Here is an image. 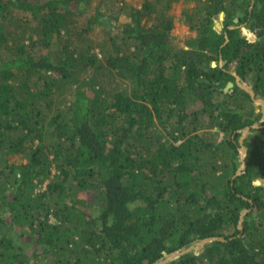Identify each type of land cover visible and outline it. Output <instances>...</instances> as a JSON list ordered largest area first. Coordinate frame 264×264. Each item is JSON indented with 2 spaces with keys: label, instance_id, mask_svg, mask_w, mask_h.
Wrapping results in <instances>:
<instances>
[{
  "label": "trees",
  "instance_id": "1",
  "mask_svg": "<svg viewBox=\"0 0 264 264\" xmlns=\"http://www.w3.org/2000/svg\"><path fill=\"white\" fill-rule=\"evenodd\" d=\"M236 58L264 99V0H0V264H154L210 236L166 264H264V122L236 176L262 116L224 89Z\"/></svg>",
  "mask_w": 264,
  "mask_h": 264
},
{
  "label": "water",
  "instance_id": "2",
  "mask_svg": "<svg viewBox=\"0 0 264 264\" xmlns=\"http://www.w3.org/2000/svg\"><path fill=\"white\" fill-rule=\"evenodd\" d=\"M223 13V11H222ZM215 29H217L215 26H214ZM219 29H223V25L221 26V28L219 27ZM229 37L226 36V40H228ZM216 63L215 61L212 62V65L214 66ZM232 74H234L236 76V79H237V84L242 87L243 89H245L252 97V99L254 100V102L257 104L259 103L260 106H261V111H262V121L264 122V99L262 97H256L255 95V92L253 91L252 87L249 86L245 81H243V79L236 73L235 70H231L230 71ZM231 87H233V82L232 81H229L226 86H225V91L229 90ZM261 124H252L250 126H246L242 132V135L240 137V143L241 145L243 144L244 142V139L250 134V131L252 128H258L260 127ZM240 165H239V168L236 172V176L241 174L245 168H246V161H245V158H246V155H247V147L245 145H242L240 147ZM255 183H260V180H256ZM247 212V209H244L242 212H241V216H240V220H239V225L238 227L242 229V223H243V219H244V216ZM214 240H220V241H225L226 239L224 237H221V236H210V237H206V238H203V239H200V240H197L195 243L187 246V247H184L182 248L181 250H177V251H173L169 254H165V256L159 260L158 262L154 263V264H166L168 262H170L171 260L173 259H176L177 257H179L180 255L188 252V251H192V250H196L197 248H203L205 244L211 242V241H214Z\"/></svg>",
  "mask_w": 264,
  "mask_h": 264
},
{
  "label": "rangeland",
  "instance_id": "3",
  "mask_svg": "<svg viewBox=\"0 0 264 264\" xmlns=\"http://www.w3.org/2000/svg\"><path fill=\"white\" fill-rule=\"evenodd\" d=\"M135 2L136 1H140V0H134ZM190 5L192 6V4L190 3ZM182 8H183V5L181 3H178V4H173L172 6V9H171V13L173 14L174 18H175V27L172 31V35L174 37V42L176 44L177 47H185L187 46L185 44V40L187 38H189V36L191 35H194L195 32L191 29L190 25L186 24L184 21H183V18L181 19L182 17ZM218 22V21H217ZM217 23H215V27L217 28L216 30H219V32H222L223 29H224V25H223V29H219L216 25ZM248 33H250V31H247ZM251 39L254 40V36L251 37V35L249 34L248 35ZM246 82V81H245ZM249 86H251L250 82L247 81L246 82ZM256 104V103H255ZM259 103L256 104V107L258 109L259 107ZM263 121H262V116H260V119L256 122V124H262ZM20 159V158H19ZM264 178V177H263ZM47 182V181H46ZM45 182V183H46ZM263 184L264 185V181L263 179L260 180V183L259 185ZM201 250V248H197L195 251L196 254L199 253V251Z\"/></svg>",
  "mask_w": 264,
  "mask_h": 264
},
{
  "label": "flooded vegetation",
  "instance_id": "4",
  "mask_svg": "<svg viewBox=\"0 0 264 264\" xmlns=\"http://www.w3.org/2000/svg\"><path fill=\"white\" fill-rule=\"evenodd\" d=\"M234 22H239V19L238 18H235V21ZM236 27V25H230V26H228V28H230V29H232V28H235ZM238 27H241L242 28V31H241V33H242V35H244V36H246V38L249 40V41H254V40H256V37L254 36V34H253V36H254V40L253 39H251L248 35H249V33L247 32L248 31V29H247V26H246V23L244 22V23H240V24H238ZM224 28H225V26H224ZM224 34H225V36H228V32L226 31V30H224ZM229 37V36H228ZM226 41H228V40H226ZM243 47H245V46H243ZM237 63H238V60H237V58L234 60V61H232L230 64H228V71H231L232 69L233 70H235L236 71V73L238 74V72H237V70H236V65H237ZM234 75V74H233ZM239 75V74H238ZM235 76V75H234ZM229 81H232V80H229ZM228 81V82H229ZM227 82V83H228ZM233 82V87H234V85H235V83L237 84V79H236V76H235V81H232ZM233 87H231L230 89H232ZM224 89H225V87H224ZM230 89H229V91H230ZM228 91V90H227ZM257 98L259 97L258 95L256 96ZM252 98V97H251ZM254 101V100H253ZM261 107V106H260ZM241 137V136H240ZM240 137H239V139H238V144H241L240 143ZM240 152V151H239Z\"/></svg>",
  "mask_w": 264,
  "mask_h": 264
},
{
  "label": "bare ground",
  "instance_id": "5",
  "mask_svg": "<svg viewBox=\"0 0 264 264\" xmlns=\"http://www.w3.org/2000/svg\"><path fill=\"white\" fill-rule=\"evenodd\" d=\"M216 23H219V22L216 21ZM263 181H264V178H263Z\"/></svg>",
  "mask_w": 264,
  "mask_h": 264
},
{
  "label": "clouds",
  "instance_id": "6",
  "mask_svg": "<svg viewBox=\"0 0 264 264\" xmlns=\"http://www.w3.org/2000/svg\"><path fill=\"white\" fill-rule=\"evenodd\" d=\"M219 31V30H218Z\"/></svg>",
  "mask_w": 264,
  "mask_h": 264
}]
</instances>
